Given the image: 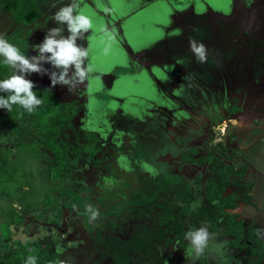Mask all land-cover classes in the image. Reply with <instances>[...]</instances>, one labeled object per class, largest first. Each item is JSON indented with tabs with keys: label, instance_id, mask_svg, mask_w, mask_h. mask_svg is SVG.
I'll return each instance as SVG.
<instances>
[{
	"label": "rangeland",
	"instance_id": "1",
	"mask_svg": "<svg viewBox=\"0 0 264 264\" xmlns=\"http://www.w3.org/2000/svg\"><path fill=\"white\" fill-rule=\"evenodd\" d=\"M151 1H163L167 2V4L171 2V5L176 1L182 7V13L175 15L176 11L174 10L172 15L164 17L165 22H163L165 24L159 22L157 27L155 26L157 31H160L158 38L152 40L148 45L146 43H138L134 46L135 49H132V47L130 49L118 37V46L122 47V52H119V55L117 52L119 49L116 45L117 37L115 39L116 30L126 24L134 9L146 6ZM178 1L180 0H134L132 1L134 9L128 10L129 12L126 14L119 12L123 8V2L120 0H81V7L92 19L93 28L86 35L85 40L80 43L90 47V60L97 69L94 76H97L100 80L97 84L98 88L91 90L88 87L85 90H81L79 94H68L67 88L63 86L57 85L53 89H48L50 87L49 77L47 75L41 77L39 74L33 73L27 78L31 79L37 87L48 91L43 103L31 113L20 105H13L10 113L5 109H0V146L4 147L12 146L21 135L29 141L38 142L39 139H37L36 135L34 136V129L37 123H34L32 129L27 133H25L24 128L28 127L31 120H36L38 117L44 120L56 118L57 112L62 111L60 117H57V125L53 129V134L56 138L64 136L65 140L70 144L69 160L74 172L85 178L93 186L92 190L94 188L97 190L96 193H90L81 187L66 189L55 178L53 169L48 168L50 185H48L45 193L43 206L41 210L28 211L26 218L37 224L51 222L53 225V227L51 226L52 230L42 229L43 231H41L39 229V232L33 233L29 227L31 224H21L20 231L14 230L13 227H1L0 234L3 240H17V243L10 244L8 249H0V256L7 257L10 252H17L19 243L24 241L29 234L31 238L37 237L39 243L48 245V247L50 246L48 238L54 241L57 239L55 237H61L62 246L58 247L60 251V259L58 260L65 258L71 262L74 260V255L72 254L76 250V243L78 241L80 243L84 242L86 237H83L86 234L90 236V239L91 237L96 238L99 234L100 236L113 235L123 239L137 230L140 225L149 230H152L157 225L156 221L160 216V206H155L152 211L139 212L140 209L136 208L134 212L122 217L114 216L116 207L121 206L130 191L137 187L135 182L137 173L133 170L134 166H137L149 178L165 175L168 171L178 174L179 160L181 155H183L180 152L182 150L187 151L195 142L193 137L195 135L186 133L187 130H185L186 126H193L195 122L191 118H185L184 112L187 107L184 108L177 102V98L187 99L182 94L187 88L185 85L190 86L192 83L189 79V84L186 77L190 73L186 67L182 69L179 64H175L173 60L176 56L173 58L168 56V53H172L174 56V52L180 48H185L188 52L191 51L189 39H186L181 32L182 26L187 30V36L191 40H200L202 37H200L198 31L202 35L206 34V28L203 25L205 20L210 19L211 16L201 10V0ZM190 1H193L194 6ZM223 1L228 6L234 2V0H221L219 3ZM69 2L70 0H57V7ZM152 3H150V6ZM50 4L51 0H37L41 17L38 23L31 26L30 29L26 25L17 26L12 23L8 13L0 8V33L6 34L9 42L15 46L24 42L19 49L22 54L34 55L35 53L32 52L30 45L43 39L46 28L57 26L52 19L56 9L50 7ZM126 4L129 3L126 2ZM242 4L241 10L248 8L247 17H249L250 13H255L258 23H264V0H243ZM157 5L158 9H161L159 3ZM168 5L172 9L171 5ZM147 9L151 12V8L147 7ZM92 11L97 13V17L100 14L104 23L102 21L98 23V19L92 15ZM157 17V15L153 14L152 18L156 20ZM169 18L171 23H167ZM220 18L218 15H212V19L216 23H221L220 21L222 20ZM236 18L237 21H240L239 15ZM141 19H146V16L142 14L136 20L140 21ZM134 24L136 25L135 22ZM27 29H29V35L24 38V33ZM112 31H114L115 35H111ZM153 38H156V36ZM179 42V46L176 47ZM185 49L182 50L184 51ZM134 50L139 51L135 52ZM122 56L123 58L121 59ZM105 64H112V68L107 72L104 70L103 72L101 69V66L104 67ZM240 64L244 66L242 62ZM242 65L241 67H243ZM45 67H50V65H45ZM194 71L197 75H202L199 74V68L196 67ZM184 72H186V75ZM141 75L145 77L151 88V91L147 90L145 94L140 91V87H134L141 82ZM33 78L35 79L33 80ZM93 80L94 78L92 82ZM121 85H125L126 88ZM198 102H201L200 97ZM164 103H166V106H164ZM167 104L170 105V108H168ZM229 106L233 107V105ZM258 109L260 107L257 104H254L251 108V113L254 116L251 118L252 122H248L249 124L252 123L251 126L261 123L258 122L260 121L258 116L262 117L264 113L259 112ZM232 111L236 110L232 109ZM176 115L178 117H175ZM220 117L219 114V119L221 120L218 123H211V137L208 139V143L212 140L213 142L222 140L221 142L225 143V145L227 144V149H230L233 144L237 143L234 138L238 139V136L234 134L239 133V136L243 137V131L251 126L241 125L238 119L227 121L224 117ZM261 120L264 121V118ZM261 124L264 125V122ZM241 126L245 128L239 132L238 129ZM200 129H202V125H200ZM88 133L96 135V140L100 146V152L96 156H89V149H86V138L90 137L87 136ZM227 136H229V140H225ZM38 143L41 144L40 141ZM197 146L201 148V145ZM234 149H236L234 156L231 159H223V161L228 162V164L238 165L239 161H237L238 157L236 155L241 156V152L237 146ZM193 150L195 152L196 148H193ZM230 150L227 152L231 153ZM251 150L256 152V148L252 147ZM106 154L109 163L107 167H105V161L103 160V156ZM247 159L254 163L264 162V155L257 157L249 151ZM36 165L37 168L44 169L43 164L39 165L38 163ZM261 167L264 171L263 164ZM195 171L192 168L185 171L184 176L187 181H191ZM203 171H205V165L202 166L199 174L203 175ZM208 172L209 175L212 174L209 170ZM206 175L204 174V176ZM263 175H260L256 170L251 174L252 182L258 185L254 194L255 200H257L259 205L256 208L251 204H245L243 213L248 210L250 213L259 214L263 209ZM159 202L161 203L162 200L159 199ZM198 202L199 200L191 202L189 206L194 208ZM90 204L97 205L100 208V212L95 221L90 219L89 222H86L84 217ZM171 204L177 211L181 208V202L172 200ZM255 209L257 210L255 211ZM65 214L68 215L66 219H68L70 224L65 226L64 236H57L61 232L54 226H63L62 221L63 218L65 219ZM248 215L251 216V214ZM262 219L261 222L263 224L261 226L264 230V221ZM185 226L187 227V225ZM200 226L207 227L212 234V239L203 254L185 256V250H183V247L180 248L179 244L176 245V242L168 245L154 242L152 244L154 253L159 258L156 260L145 258V260L154 261L153 264H231L232 260L234 261L235 259H233L234 257L230 252L224 250L222 245L226 247L225 240L218 242V232L212 231L208 223H198L195 228ZM29 231L30 233L24 235ZM71 235H76L77 237L71 239ZM228 238L226 237L225 239ZM92 245L94 246V244ZM95 246L94 249H96ZM184 247L187 248V245H184ZM49 250L53 252L51 247H49ZM139 253L135 252V254H132L133 258L137 260ZM80 256L82 257V255ZM91 258L92 256H86L83 261L80 260L77 264H90ZM109 259L112 264H115L120 257L118 259L114 255L109 256L105 262ZM235 261L238 264L237 260ZM247 263L257 264L255 262L251 263V260Z\"/></svg>",
	"mask_w": 264,
	"mask_h": 264
},
{
	"label": "trees",
	"instance_id": "2",
	"mask_svg": "<svg viewBox=\"0 0 264 264\" xmlns=\"http://www.w3.org/2000/svg\"><path fill=\"white\" fill-rule=\"evenodd\" d=\"M0 8L8 13L12 23L17 26L26 25L29 29L36 25L41 17L37 0H0ZM29 29L24 33V38L29 35ZM23 43L16 47L20 49ZM11 71L2 57L0 79L7 78ZM33 91L43 101L48 94V91L37 86ZM0 95L7 94L0 93ZM57 114V117H60L62 111ZM57 117L46 120L38 117L36 120H31L28 127L24 128L27 133L32 129L33 124L37 123L34 136L36 135L41 144L37 141H29L21 135L12 146H0V228L30 224L29 219L26 218L27 212L42 207L45 193L50 185L48 168L53 169L55 178L66 189L81 187L96 193L85 178L74 172L69 160L70 144L64 136L59 138L54 136L53 129L57 125ZM87 136H90L86 138L88 154L96 156L100 152L96 135L88 133ZM227 148L225 143L219 142L197 159L190 157L188 152H183L182 156L185 160L209 164L212 174L205 180L203 193L200 191L199 177L195 178L191 187L179 174L168 171L165 175L149 178L134 166L133 170L137 173V180L135 178L137 187L130 191L122 206L116 207L115 214L117 217H122L134 212L136 208L142 212L152 211L155 206H160L157 225L152 230L140 225L137 230L123 239L113 235H98L96 243L102 249L100 258L93 264H102V259L113 255L118 259L120 257L116 264H130V262L153 264L154 261H146L145 258L154 260L159 258L154 253L152 246L154 242L168 245L177 241L178 246L184 248L185 235L191 229L189 226L199 222L208 223L212 231L218 232L217 240L226 241V250L232 252L239 263L251 260V263L254 261L257 264H264V230L255 225L253 220L247 221L236 209L240 202L251 203L249 192L253 182L243 179L246 172L244 162L236 167L223 161V159H231L236 153V149L228 153ZM216 151L219 153L217 154ZM103 160L105 167L109 166L107 154L103 156ZM38 163L43 164L44 169L37 168ZM199 197L201 199L198 204L191 208L189 204ZM159 199L162 200L161 203ZM172 200L181 202L178 211L172 207ZM89 206L100 211L95 204ZM89 218L90 212L87 209L85 219ZM227 236L230 237L225 239ZM15 243L17 240H3L0 234V249H8L10 244ZM135 252H140L137 260L132 256ZM30 256L35 257V264H56L59 254L51 252L48 245L39 243L37 238H27L19 244L17 252H10L7 257L0 256V264H26Z\"/></svg>",
	"mask_w": 264,
	"mask_h": 264
},
{
	"label": "crops",
	"instance_id": "3",
	"mask_svg": "<svg viewBox=\"0 0 264 264\" xmlns=\"http://www.w3.org/2000/svg\"><path fill=\"white\" fill-rule=\"evenodd\" d=\"M120 1L124 4V9L122 8L119 10L120 13H126L134 7V3H132L134 0ZM219 1L221 0H206L204 5L207 10L209 7L214 15L221 17V23L213 21L212 14L210 19L205 20L203 26L207 28L206 25L210 24L213 25V28L209 30L207 35H202L200 31H198V34H200L202 39L196 41L198 44H203L205 46L206 63L211 69L208 70V68H205L204 65H202L197 58H195V54L194 59L192 60V64L194 63L193 68H199V74H202L201 76L197 75L191 67L192 73L195 74L197 80L200 81H192V87L193 90H197V93H200L199 96L203 99V107L200 104L187 102L185 100L178 102L180 106L187 107L185 110L187 115L191 117L194 116L196 120L200 119L201 122L207 123L209 121H213L214 119H218L220 114V118L224 117L227 121L231 119H238L241 125L243 124V126L250 127L252 123L249 124L248 122H252L251 118L254 117L251 113V108L254 104H257V106L260 107V109H258L259 112L264 113V23H258L259 21L256 18L255 13H251L247 20L244 18L245 10H241L243 0H237L238 6L232 18L227 15L229 13L230 4L228 6L226 2L223 1L222 3H219ZM126 2L129 4H126ZM190 2L194 6L193 1ZM151 6L153 7L151 8ZM151 6L149 5L148 8L154 10V7L158 5H155V2H153ZM202 9L203 6L201 7V10ZM238 15L240 21H237L236 17ZM140 22H142V20ZM123 27L126 29L125 25ZM128 31L127 36L130 39H133L135 30L129 29ZM140 31H147V28ZM116 36L118 41L119 38H127L125 35L120 37L118 35ZM148 39L151 40L152 37H148ZM147 41L148 40L144 39L142 42L147 43ZM176 60V63H178L181 66L180 68L183 69V57H179ZM240 62H242L244 66L240 64ZM241 65L243 67H241ZM216 83L219 84V86H222L223 83V86H225L227 90H214L216 89L214 86ZM203 84L208 85L209 87L214 86V88L211 89L210 92H207L208 90L204 89ZM228 90L230 92H228ZM187 104L190 105L187 106ZM229 105H233V107H230ZM190 106L191 109L188 108ZM232 109L236 111H232ZM262 117L264 118V114ZM262 117H259L260 121L258 122H264L261 120L263 119ZM261 123L251 126L252 128L250 127L246 130L243 129L245 127L241 126L242 128L240 127L238 130L239 132L242 129L244 130L243 137L239 136V133H237L238 135L236 136H238V139L234 138L237 142L235 145L239 147L241 152V159L246 161L248 164L247 178L250 179H252L251 174H253V171L255 170L258 171L260 175H263L264 173L261 167L262 164L264 165L263 161L254 163L252 161H248L247 159L249 151L257 157L264 155V125ZM201 139V136H197V141L195 142H198V140L200 141ZM252 147L256 148V152L251 150ZM257 187L258 185L255 186L252 195H255L254 192L256 193ZM254 202H257V200H254ZM243 209V206L240 207L241 211H243ZM243 214L250 218L255 217L257 218V221H260V213H250L246 210ZM248 214H251V216ZM222 246L226 251L225 246ZM230 253L232 255V252ZM233 259L237 260L236 257ZM235 260H232L231 264H236ZM237 263L239 264L238 261Z\"/></svg>",
	"mask_w": 264,
	"mask_h": 264
},
{
	"label": "clouds",
	"instance_id": "4",
	"mask_svg": "<svg viewBox=\"0 0 264 264\" xmlns=\"http://www.w3.org/2000/svg\"><path fill=\"white\" fill-rule=\"evenodd\" d=\"M50 7L56 9L52 19L57 26L46 28L43 39L30 45L34 55L22 54L18 47L9 42L6 34L0 33V57H3L4 63L12 70L7 78L0 79V93L7 94L0 95V109L9 113L13 105H20L31 113L43 103L33 91L36 85L27 78L33 73L49 77L48 89L59 85L66 87L68 94L75 95L90 86L91 78L97 72L90 60V47L80 43L93 28L92 19L81 7V0H70L59 7L57 0H51ZM190 47L200 63L206 62L203 44L191 40ZM88 211L90 219L95 221L99 216L98 210L89 206ZM185 238L189 242L185 256H199L204 253L212 234L207 227L200 226L190 229ZM26 264H35V257L30 256ZM56 264L66 262L58 260Z\"/></svg>",
	"mask_w": 264,
	"mask_h": 264
},
{
	"label": "flooded vegetation",
	"instance_id": "5",
	"mask_svg": "<svg viewBox=\"0 0 264 264\" xmlns=\"http://www.w3.org/2000/svg\"><path fill=\"white\" fill-rule=\"evenodd\" d=\"M115 1H117V0H115ZM124 1V0H123ZM180 1H182V0H180ZM180 1H178V2H180ZM239 1V0H238ZM152 2H154V1H151L150 3H152ZM168 2H170V1H168ZM114 3V2H113ZM150 3H148L146 6H141V7H138V9L139 10H137V11H135V9H134V11L135 12H133L132 13V15L130 16V17H128V19H127V21H126V24H125V28L127 29H124V27L123 26H121V27H119V29L118 30H116V32H115V34L116 35H118L119 37L120 36H123V35H125L127 38H121L122 39V41H123V43H125L126 44V46H128L129 48L130 47H132V49H135V47L134 46H136V44H138V43H140V44H143V40L144 39H146V40H148L147 41V45L149 44V43H151L152 42V40H154V39H157L158 38V35L160 34V31H157L158 33L156 34V29H155V26L157 27V24L159 23V22H161V23H163V24H165L164 22V17L166 18V16L167 15H172V13H173V11L175 10L176 11V14L175 15H178V14H181L182 12H181V10H182V7H180V4L178 5V3L176 2V1H174L173 2V4L171 5V2L170 3H168V4H170L171 5V7H172V9L169 7V5L167 4V2L165 3V2H163V1H159V2H155V5H157V3H159V5H160V7H161V9L159 8L158 9V6H155L154 7V10H151V12L148 10V9H146L149 5H150ZM206 3V0H201V4H202V6L204 7L203 9H202V11H203V13H205V14H208L209 16H211L212 14H213V12L211 11V9H209V7H208V10L206 9V6L204 5ZM161 4H164V5H161ZM85 6H87V5H85ZM237 6H238V4H237V0H234V2L230 5V8H229V13L227 14L228 16H230L231 18H232V16H233V14L235 13V11H236V9H237ZM88 7V6H87ZM124 9V8H123ZM170 11V12H169ZM93 12V11H92ZM129 11H127L126 12V14L128 13ZM180 12V13H179ZM248 8L247 9H245V19L247 20L248 19V17L246 16L248 13ZM142 14H144L145 16H146V19H141L142 20V22H140L139 21V25H138V21L136 20V19H138V17H140V16H142ZM153 14H155V15H157L158 17L156 18V20H154L152 17H153ZM251 14V13H250ZM88 15V14H87ZM92 15L93 16H95L98 20V23H100L101 21H102V23H104V20L101 18V15L99 14V17H97V13H92ZM214 15V14H213ZM250 16V15H249ZM95 18V19H96ZM202 20V19H201ZM164 21V22H163ZM134 22L136 23V25L134 24ZM167 23H171V20H170V18H169V21L167 22ZM148 24H151L152 25V27H150V28H148L147 29V31H140V30H145L147 27H148ZM245 25H246V23H245ZM260 25V24H259ZM207 26V28L205 29V33H206V35L208 34V32H209V30L213 27V25H210V24H207L206 25ZM132 30V29H134L135 30V33H134V35H133V39H130L128 36H127V34H128V30ZM249 30V29H248ZM250 31V30H249ZM181 32H182V34L183 35H185V37H186V39H189V43H190V41H191V39L187 36L188 34H187V30L186 29H184L183 28V26H182V30H181ZM180 32V33H181ZM114 34V31H112V33H111V35H115ZM115 35V38L117 37ZM152 35V36H151ZM156 35V38H153L154 36ZM149 36H151L153 39H148V37ZM179 39V38H178ZM180 39H181V37H180ZM116 42H117V44H116ZM115 42V44L118 46V42L119 41H116ZM183 43V42H182ZM179 44H180V42L176 45V47H178L179 46ZM119 50L117 51L118 53L119 52H122V47L120 48L119 46L117 47ZM131 49V48H130ZM138 49H140V48H138ZM182 49H185V48H180L179 50L177 49V51L176 52H174V56H173V54L172 53H168V56H171V57H175L176 56V58L178 59L179 57H183V67H186L188 70H189V73H190V75L189 76H186L187 77V81H189V84H190V80H191V82L193 81L194 82V80H197V78H196V76H195V74H193L192 73V70H191V67L193 68L194 67V63L192 64V60L194 59V55H193V53H192V51H187L186 49L183 51ZM135 52L137 51H139V50H134ZM119 55H120V53H119ZM123 58V56L121 57V59ZM176 58H174V62H175V64H176V62H177V60H176ZM120 59V60H121ZM178 64V63H177ZM202 65H204V67L205 68H208V70H210L211 68H209L208 66V64L206 63V62H204V63H202ZM112 66V64H105V66L104 67H102L101 66V69H102V71L104 70L105 72H107L110 68H112L111 67ZM196 68V67H195ZM194 69V68H193ZM103 71V72H104ZM101 73V72H100ZM158 74V73H157ZM184 74L186 75V72H184ZM160 75V74H159ZM94 78V80H93V82H92V79ZM141 82L140 83H137L134 87L135 88H138V87H140V91H142V92H144V94L145 93H147V90L148 91H151V88H150V86H149V84H148V82L146 81V79L143 77V75H141ZM190 79V80H189ZM99 79H98V77L97 76H93L92 78H91V81H90V86H89V89H91V90H96L98 87V83H99ZM197 81H199V80H197ZM192 82V83H193ZM200 82V81H199ZM192 83L190 84V86H186L185 85V87H187V88H185V92L182 94L183 96H186L187 97V99H184L185 101H187V102H193V103H195V104H200V105H202V100L203 99H201V96H199L200 95V93H197V90H193V87H192ZM198 85H199V83H198ZM123 88H126V86L125 85H121ZM215 86V88L216 89H214V90H218V91H220V90H222V91H226L227 89H226V87L225 86H223V83H222V86L220 85L219 86V84H215L214 85ZM214 86H208V85H204L203 84V87H204V89H207L208 91L207 92H210V90L211 89H213L214 88ZM149 88V89H148ZM203 89V88H202ZM230 90V89H229ZM228 90V92H230ZM193 91V92H192ZM120 94H123V93H120ZM196 96V97H195ZM199 97H200V100H201V102H198V100H199ZM178 100H177V102L178 101H180V102H182L183 100L181 99V98H177ZM166 103H164V106H166L165 105ZM168 105V104H167ZM190 104H187V106H189ZM192 106V105H191ZM191 106L190 107H188V108H190L191 109ZM232 106V105H231ZM184 108H185V106H183ZM202 107H203V105H202ZM168 108H170V105H168ZM186 110V109H185ZM198 110H199V107H198ZM181 115V114H180ZM184 116H185V118L187 117L188 119H193L194 120V125L193 126H186V128H185V130H187L186 131V133H192V134H194L195 136H193L194 137V141H197V136H201L202 137V141L200 140H198V142H193V146H190L189 148H188V150L186 151V150H182L180 153H182L183 154V152H188L189 153V156L190 157H192V158H194V159H197L198 157H200L201 155H203V154H206L208 151H210V147H212V146H215L216 144H218L219 142H221L222 140H218L217 142H213V140L211 141V142H209L208 143V139L211 137V130H210V127H211V123H218L221 119H214L213 121H209V122H207V123H204V122H201L200 121V119H198V120H196V118H194V116L193 117H191V116H189V115H187V114H185V112H184ZM175 117H178L177 115L175 116ZM258 117H260V116H258ZM181 119V118H180ZM180 121V120H179ZM200 125H202V129H200ZM207 130V131H206ZM203 131V132H202ZM235 136L236 135H238V134H234ZM228 137L229 136H227V138H225V140H227L228 139ZM229 140V139H228ZM195 143H197V144H195ZM197 145H201V148L199 147V146H197ZM227 145V144H226ZM235 146H237V145H232L231 146V150L230 149H228V152H229V150L232 152V150L235 148ZM193 148H196V151L195 152H193L194 150H193ZM216 153L218 154L219 152L218 151H216ZM197 155V156H196ZM237 157H238V159H237V161H239L238 162V165H235V164H233V165H235L236 167H239V165L242 163V162H244L245 164H246V172H245V175L243 176V179H245V180H249V181H252V179H250V178H247V176H248V164L246 163V161H244L243 159H241V157L240 156H238V155H236ZM225 162V161H224ZM225 163H228V162H225ZM230 163V162H229ZM205 165V171H203V175H201V174H199V171L202 169V166H204ZM189 168H192L193 170H196L195 171V174L192 176V178H191V181H187V179L185 178V171L186 170H188ZM208 170L210 171V169H209V164L207 163V162H203V163H201V164H199V163H197L195 160H185V157L184 156H182L181 155V158H180V160H179V168H178V174H180V176H182V178H183V180H184V182L186 183V184H190L191 185V187L194 185L193 183H194V181H195V178L196 177H199L200 178V191H201V193H203L204 192V188H205V180H206V178H207V176L209 175L208 173ZM180 172V173H179ZM204 174H207L206 176H204ZM159 176V175H158ZM90 184V183H89ZM255 186H256V184L255 183H253V186H252V188H251V191L249 192V195H250V201H251V203H246V202H240L239 203V205L237 206V211L241 214V216H243L247 221L249 220H253L254 222H255V225H258V226H260V228L263 230V227L261 226V224H263V222H261V219H262V221H264V216H263V209L259 212L260 213V221H257V218H255V217H253V218H250V217H247L245 214H243V212L240 210V207H242V206H244L245 204H247V205H252L253 207H256L257 208V206L259 205L257 202H254V200H255V195H252V192L254 191V188H255ZM93 187V186H92ZM95 189V188H94ZM97 190L95 189V192H96ZM89 192V191H88ZM91 193V192H90ZM199 199H201V197H199L198 199H196V200H194L193 202H195V201H197V200H199ZM126 201V200H125ZM255 205V206H254ZM43 206V205H42ZM122 206V205H121ZM42 208V207H41ZM41 208H39V209H32V210H41ZM264 208V207H263ZM100 209V208H99ZM32 210H29V211H32ZM257 209H255V211H256ZM100 212V211H99ZM86 215V214H85ZM66 216H68L67 214H65V219L63 218V221H62V225L63 226H54V228H56L57 230H60L59 232H61V233H59L57 236H64V234H63V232L65 231V226H68L69 224H70V222H68V219H66ZM26 217H27V215H26ZM114 217H117V215L115 214V216ZM85 218V217H84ZM27 219H29V218H27ZM30 221V224H31V226H29L30 228H31V232H39V229L41 230V231H43L42 229H44V230H46V229H51L52 230V228H51V226L53 227V225L51 224V222H43V223H39V224H37V223H32L31 222V220H29ZM85 221L86 222H89L90 221V218L89 219H85ZM48 223H49V225H48ZM199 223H201V222H199ZM43 224V225H42ZM198 223H196V224H194V225H190L189 227L191 228V229H194L195 228V226L197 225ZM36 226H38V228H36ZM13 229L14 230H18V231H20V225L18 224V225H15V226H13ZM48 231V230H47ZM28 233H30V231L29 232H27V233H25L24 235H27ZM100 235V234H99ZM48 237H49V235H48ZM77 236L76 235H71L70 236V238L71 239H74V238H76ZM86 237V239H84V242H82V243H80L79 241L76 243V250L73 252V254L72 255H74V260L73 261H71V262H69L68 260H66L65 258H63V260L62 261H65V262H68L69 264H77V262L78 261H80V260H82L83 261V259L86 257V256H92V258H91V262H90V264H93V262L95 261V260H97V259H99L100 258V251H101V249H102V247L100 246V245H98V243H96V238H94V237H91V239L89 238L90 236L88 235V234H86L83 238H85ZM227 237H230V236H227ZM27 238H30V239H33V238H37V237H33V238H31L30 236H29V234H28V236L27 237H25V239H27ZM55 238H57L56 240H54V241H51L49 238H48V240H49V243H50V246L49 247H51V250H53V252H57L58 254H59V257L56 259V260H58V259H60V251H59V249H58V247H61L62 246V238L61 237H55ZM226 238V237H225ZM25 239H24V241H25ZM38 239V238H37ZM53 240V239H52ZM24 241H22V242H24ZM174 242H176V245L178 244L177 243V241H174ZM174 242H171L170 244H172V243H174ZM21 243V242H20ZM19 243V244H20ZM92 244H94V246L96 247V249H94V246L92 245ZM184 244L185 245H187V248H188V246H189V242H187V240H186V238H184ZM63 248V247H62ZM186 247H184L183 248V250H186L187 249ZM226 248V247H225ZM182 250V251H183ZM97 251V252H96ZM184 252V251H183ZM95 253V254H94ZM80 255H82V257L80 256ZM107 258H109V257H106V258H104V259H102L101 260V263L102 264H111V262H110V259L107 261V262H105V260L107 259ZM105 262V263H104ZM254 262V261H253ZM82 264V263H81ZM116 264V263H115Z\"/></svg>",
	"mask_w": 264,
	"mask_h": 264
},
{
	"label": "bare ground",
	"instance_id": "6",
	"mask_svg": "<svg viewBox=\"0 0 264 264\" xmlns=\"http://www.w3.org/2000/svg\"><path fill=\"white\" fill-rule=\"evenodd\" d=\"M130 1H131V0H130ZM122 6H124V4H123ZM152 7H153V6H151V8H152ZM137 10H139V9L137 8L135 11H137ZM135 11H134V12H135ZM150 27H152V25H151V24H148L147 29L150 28ZM155 29H156L155 31H156V34H157V33H158V32H157V28L155 27ZM151 36H152V35H151ZM151 36H149V37H151ZM155 36H156V35H155Z\"/></svg>",
	"mask_w": 264,
	"mask_h": 264
}]
</instances>
